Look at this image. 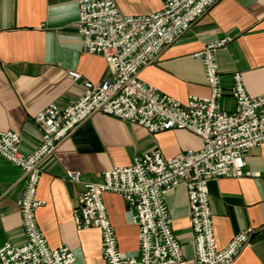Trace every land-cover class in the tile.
Segmentation results:
<instances>
[{"label":"crops","instance_id":"crops-1","mask_svg":"<svg viewBox=\"0 0 264 264\" xmlns=\"http://www.w3.org/2000/svg\"><path fill=\"white\" fill-rule=\"evenodd\" d=\"M127 16L148 15L161 0H113ZM77 0H0V131L20 137L19 150L30 152L39 142L34 116L49 105L66 107L86 85L96 86L111 76L104 59L81 51L75 22ZM229 41L214 52L223 96L220 109L232 112V75L239 73L250 96L264 93V0H218L177 40L141 68L137 78L180 103L188 96L207 97L201 61L194 55L203 44ZM68 71L80 75L76 81ZM199 138L185 130L149 133L142 126L94 113L78 125L41 164L36 198L44 204L35 211L38 229L50 247H67L73 264H105L98 229L77 230L73 213L85 183H98L113 167L131 164L136 155L157 150L170 160L197 150ZM69 172H79L71 183ZM239 178H217L207 184L213 233L218 247L246 228L253 229L248 244L231 264H264V143L250 149ZM24 188L22 171L0 158V247L20 245L23 232L16 201ZM117 247L124 257L137 254V227L123 199L103 195ZM170 228L185 259L193 257L190 212L186 189L178 185L165 196Z\"/></svg>","mask_w":264,"mask_h":264},{"label":"built area","instance_id":"built-area-1","mask_svg":"<svg viewBox=\"0 0 264 264\" xmlns=\"http://www.w3.org/2000/svg\"><path fill=\"white\" fill-rule=\"evenodd\" d=\"M218 0H161V8L148 15L127 16L113 0H77L75 22L81 51L104 59L111 76L66 107L49 105L34 116L40 130L38 144L28 153L19 150L20 137L0 131V158L18 167L24 188L16 201L24 240L4 243L0 264H73L75 257L65 246L52 248L37 227L35 211L44 204L36 198L41 164L57 145L94 113H101L145 128L149 133L185 130L199 138L197 150H187L166 160L157 150L132 158L131 164L101 173L98 183H85L77 198L73 222L77 230L96 228L105 264H231L245 247L253 229L234 234L218 247L209 208V181L239 178L246 153L264 143V93L248 95L239 73L232 75V112L220 109L223 89L214 57L229 39L203 44L194 56L201 61L207 97L188 96L184 103L141 82L138 71L151 64ZM76 81L78 73L68 71ZM71 183L79 172H69ZM186 189L190 212L193 257L185 259L170 228L165 196L172 188ZM119 195L132 212L137 227V254L124 257L117 247L103 195Z\"/></svg>","mask_w":264,"mask_h":264}]
</instances>
